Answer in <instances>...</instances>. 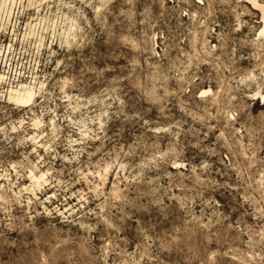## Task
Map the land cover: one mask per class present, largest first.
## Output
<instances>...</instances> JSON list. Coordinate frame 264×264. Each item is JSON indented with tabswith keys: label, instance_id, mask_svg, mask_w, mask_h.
Here are the masks:
<instances>
[{
	"label": "rangeland",
	"instance_id": "obj_1",
	"mask_svg": "<svg viewBox=\"0 0 264 264\" xmlns=\"http://www.w3.org/2000/svg\"><path fill=\"white\" fill-rule=\"evenodd\" d=\"M28 3L0 0V259L40 229L74 237L87 264H264L260 9L63 0L50 16ZM23 85L28 107L8 100ZM130 184L140 210L89 211Z\"/></svg>",
	"mask_w": 264,
	"mask_h": 264
},
{
	"label": "clouds",
	"instance_id": "obj_2",
	"mask_svg": "<svg viewBox=\"0 0 264 264\" xmlns=\"http://www.w3.org/2000/svg\"><path fill=\"white\" fill-rule=\"evenodd\" d=\"M237 2L239 6L241 0H237ZM81 3L90 5L91 0H81ZM247 3H251L254 8H258L261 12H264V0H247ZM53 4H56L57 12H60L62 8L67 6L63 3V0H59V2L58 0H38V3H28L24 7L43 8L47 15L55 16L56 13L52 12ZM72 7H75V5L73 4ZM244 10L249 11L247 7ZM81 18L86 21L85 17L81 16ZM260 21L264 22V16L260 17ZM37 23L41 24L39 20ZM41 27L44 28L42 24ZM44 30L46 31L47 29L45 28ZM252 42H258L259 46L264 48V28L260 29L258 36L254 37ZM260 56H264V52H261ZM257 66L260 68V77L264 78V60H261ZM249 79H255V77H249ZM93 139H96L95 135ZM87 147V145L84 146L85 150ZM79 154L80 150H77V156H73L71 159L76 160ZM64 159L68 160L69 157L66 155ZM126 187L130 193H133L132 195L125 193L120 198L118 204L114 200L106 198L104 204L106 211H96L95 209L89 211L105 218L125 219L129 213L143 208L144 200L142 197L144 194L138 190L136 185L130 184ZM113 209H115V212H113ZM34 233L33 240H25L24 247L26 251L23 255L10 258L7 261L0 259V264H87V261L82 259L86 255L87 250L74 237H62L57 232L41 231L40 229H34ZM173 240H176V238L174 237ZM12 243L15 244L16 242L13 241ZM2 251L3 249L0 248V252ZM77 257L80 259H77ZM129 264H139V262L133 259Z\"/></svg>",
	"mask_w": 264,
	"mask_h": 264
},
{
	"label": "bare ground",
	"instance_id": "obj_3",
	"mask_svg": "<svg viewBox=\"0 0 264 264\" xmlns=\"http://www.w3.org/2000/svg\"><path fill=\"white\" fill-rule=\"evenodd\" d=\"M262 16H264V12H262ZM208 92V90H203V93ZM211 93V92H210ZM257 99H259L262 104L264 105V94L256 93ZM36 97V90L31 86H20L19 89L10 90L8 95V100L14 102V104L21 106V107H28L32 105ZM35 119V118H34ZM34 121V120H33ZM39 120H35L34 124H37ZM36 126V125H35ZM38 126V125H37ZM44 173V172H43ZM37 176L36 174L31 172V177L36 183H38L43 177L44 174ZM44 179V178H43ZM40 183V182H39Z\"/></svg>",
	"mask_w": 264,
	"mask_h": 264
}]
</instances>
